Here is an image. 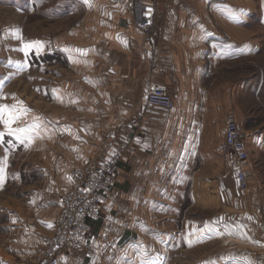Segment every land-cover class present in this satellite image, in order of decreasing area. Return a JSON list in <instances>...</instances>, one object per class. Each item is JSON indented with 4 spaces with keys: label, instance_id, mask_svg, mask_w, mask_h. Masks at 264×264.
<instances>
[{
    "label": "crops",
    "instance_id": "0c3cea01",
    "mask_svg": "<svg viewBox=\"0 0 264 264\" xmlns=\"http://www.w3.org/2000/svg\"><path fill=\"white\" fill-rule=\"evenodd\" d=\"M90 3L61 0L57 9L73 19L56 49L71 76L53 93L62 116L32 123L40 125L32 146L48 167L29 193L32 211L0 224V264H40L72 171L114 152L122 159L113 190L101 217L89 220L92 254L66 250L62 264H180L196 249L198 213L210 229L214 212L221 233L253 239L264 255V223L244 212L225 143L233 115L249 154L241 170L260 173L253 191L264 195V0H148L147 32L115 0ZM153 84L167 88L173 110L147 105ZM246 221L263 235L248 236ZM254 252L228 262L259 264Z\"/></svg>",
    "mask_w": 264,
    "mask_h": 264
},
{
    "label": "rangeland",
    "instance_id": "374dc122",
    "mask_svg": "<svg viewBox=\"0 0 264 264\" xmlns=\"http://www.w3.org/2000/svg\"><path fill=\"white\" fill-rule=\"evenodd\" d=\"M146 4L151 5L148 0ZM61 6V0H0V106L27 109L26 113L13 112L19 118L11 125L12 128L30 129L32 123L38 122L53 125L55 119L62 116L60 107H55L53 93L63 78L71 76V70L67 58L56 49H60L61 31L63 28L66 30V25H70L73 19L62 17V13L57 10ZM131 17L134 20V16ZM32 42H39L41 47L39 50L36 47L28 49L26 56L22 49L26 43ZM7 132L3 123H0V133L4 134L0 137V189H5L4 194L0 195V224L2 220L9 221L11 215L12 218H18L14 213L32 211L27 205V199L31 198L29 193L32 186H41L39 178L44 174V167H48L39 149H35L27 139L32 137V133L39 134L38 129L36 132L20 133L25 137L24 143ZM85 166L72 171L71 185L67 191L74 184L73 172ZM258 173L253 167L250 168V174L248 177L246 175L248 187L240 190L245 194L242 199L247 205L244 209L246 216L252 217L251 214L255 213L257 219L264 223V195H255L253 191L254 187H259ZM219 215V212L213 213V227L209 229L208 225L204 226L205 217L198 213L197 217L202 221L198 220L196 249L182 253L180 264H231L228 259L236 262L239 256L249 257L253 249H260L253 239L245 243L235 242L236 237L221 233L217 223L219 218L215 219ZM26 219L32 221V215L26 216ZM246 229L249 230L248 236L263 235L254 222L246 221ZM2 232L0 228V238ZM252 255L258 260L256 263L264 264L263 254L254 252Z\"/></svg>",
    "mask_w": 264,
    "mask_h": 264
},
{
    "label": "built area",
    "instance_id": "2783aa9c",
    "mask_svg": "<svg viewBox=\"0 0 264 264\" xmlns=\"http://www.w3.org/2000/svg\"><path fill=\"white\" fill-rule=\"evenodd\" d=\"M126 13L134 16V24L147 32L153 26L155 8L146 4V0H115ZM149 9L151 11L149 12ZM147 105L173 110L175 102L166 87L150 85L146 93ZM114 133H110L107 141ZM225 143L235 158L239 168L237 180L241 190H246L248 182L241 170L242 164L249 159V154L242 139L240 129L233 115L228 118ZM120 153L114 152L108 158H93L83 169L73 172V187L62 198L60 214L57 216L53 234L45 238V247L41 253L40 264H62L60 254L63 251H77L81 248L92 254L91 240L93 228L90 219H98L102 215V207L113 190L119 164Z\"/></svg>",
    "mask_w": 264,
    "mask_h": 264
},
{
    "label": "snow or ice",
    "instance_id": "6c2138e0",
    "mask_svg": "<svg viewBox=\"0 0 264 264\" xmlns=\"http://www.w3.org/2000/svg\"><path fill=\"white\" fill-rule=\"evenodd\" d=\"M83 2L88 5L89 7H91V3L90 0H83ZM151 11V9H149V12ZM19 30L17 29L16 32H18ZM119 39V37H117ZM33 47H36L37 50H39V48L41 47L39 42H32V43H26L24 45V49H22L25 52V55H28V49H31ZM65 51L71 53L72 51H75L77 53H79L80 55H87V53L91 50L89 49H65ZM71 59V56H70ZM76 62V61H73ZM7 109V106H0V123H3L4 127L8 130L7 134L9 136H13L15 137L17 140L20 141V143H24L25 137L22 135H19L20 133H25L28 131H35L37 129L40 128L39 124H35L32 128L30 129H25V128H12L11 125L13 123H15L17 121V119L19 118L17 115H13V112L15 111H21L22 113H26L27 109H23V110H16V109H7V119H5V111ZM4 134L0 133V137H2ZM29 143L32 142V137H27ZM0 172H2V169H0ZM71 179V178H69ZM2 182V181H0ZM222 219V218H221ZM249 219H251L249 217ZM48 227H51V225H48ZM230 234V233H229ZM202 239V238H201ZM189 246H191V241L189 242ZM248 264H250V262H248Z\"/></svg>",
    "mask_w": 264,
    "mask_h": 264
}]
</instances>
